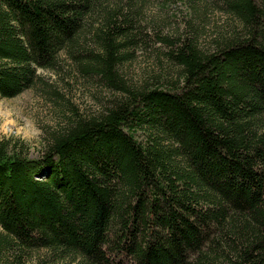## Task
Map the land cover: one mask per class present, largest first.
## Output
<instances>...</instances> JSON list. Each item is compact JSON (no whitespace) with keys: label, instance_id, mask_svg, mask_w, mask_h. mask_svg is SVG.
Wrapping results in <instances>:
<instances>
[{"label":"trees","instance_id":"obj_1","mask_svg":"<svg viewBox=\"0 0 264 264\" xmlns=\"http://www.w3.org/2000/svg\"><path fill=\"white\" fill-rule=\"evenodd\" d=\"M150 1L0 0V99L64 56L123 95L40 159L0 144V246L51 264H264V0H212L238 27L206 49L195 0L170 30L146 25ZM138 50L177 80L119 85Z\"/></svg>","mask_w":264,"mask_h":264},{"label":"rangeland","instance_id":"obj_2","mask_svg":"<svg viewBox=\"0 0 264 264\" xmlns=\"http://www.w3.org/2000/svg\"><path fill=\"white\" fill-rule=\"evenodd\" d=\"M195 2L194 25L201 30V49L211 47L214 39L231 34L238 27L232 18L210 6L212 0ZM186 14L183 0H151L145 8L144 22L170 30L168 22ZM169 30L166 34L173 38ZM153 42L158 51L165 50V46ZM82 51L88 52L86 48ZM121 72L117 81L121 86L154 88L177 80L180 70L171 66L161 52L138 50L135 59L131 57ZM39 75L40 82L33 90L13 100L0 99V144L8 147L10 155L21 153L40 159L51 145V139L70 123L79 118H98L123 98L122 93L113 88L112 91L97 76L82 74L68 56L61 58L58 70L39 71ZM48 259L46 251L22 252L0 246V264H51Z\"/></svg>","mask_w":264,"mask_h":264}]
</instances>
